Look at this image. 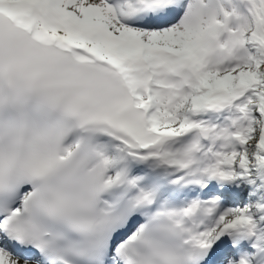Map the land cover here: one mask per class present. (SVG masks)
<instances>
[{
  "label": "snow or ice",
  "instance_id": "snow-or-ice-1",
  "mask_svg": "<svg viewBox=\"0 0 264 264\" xmlns=\"http://www.w3.org/2000/svg\"><path fill=\"white\" fill-rule=\"evenodd\" d=\"M0 264H264V0H0Z\"/></svg>",
  "mask_w": 264,
  "mask_h": 264
}]
</instances>
